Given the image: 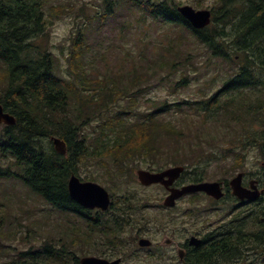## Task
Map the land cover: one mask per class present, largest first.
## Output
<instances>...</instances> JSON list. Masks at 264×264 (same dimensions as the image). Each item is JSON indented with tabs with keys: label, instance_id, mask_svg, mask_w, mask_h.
<instances>
[{
	"label": "trees",
	"instance_id": "1",
	"mask_svg": "<svg viewBox=\"0 0 264 264\" xmlns=\"http://www.w3.org/2000/svg\"><path fill=\"white\" fill-rule=\"evenodd\" d=\"M49 1L0 0V103L15 116L14 124L0 125V160L10 156L15 171L3 169L0 164V176L19 180L35 196L65 215L84 210L83 220L91 231L98 227L94 215L69 196V176L92 166L88 171L94 167L97 173L84 179L99 180L112 191L119 188L125 173L141 160L149 167L187 162L189 158L182 151L165 150L174 147L183 134L180 127L164 117L172 113V105L176 112L189 110L219 124L218 127L220 124L230 127L239 117L244 118L243 123L249 117L248 123L254 122L255 114L262 117L264 0H215L211 23L203 28H194L176 9L174 0H104L103 11L90 15L88 24L95 20L101 24L102 19L113 16L119 9L131 10L176 26L179 34L192 33L200 50L208 53L205 65L210 67L209 63H213L216 69L226 68L227 77L212 95L175 103L147 98L145 109H140L139 103L147 90L142 85H147L161 71L172 77L178 66L197 70V47L194 54L187 53L180 46L185 40L169 38L168 44L164 47L161 44L158 51L144 50L134 55L137 61H132V72L125 75L129 82L120 86L112 79L90 76L87 69L90 32L76 23L63 75L45 38L52 22L50 17L72 11L73 6L53 5ZM187 72L183 69L181 77L173 81L175 85H170L172 89L188 82ZM247 88H255L259 95L252 99L244 97ZM261 122L264 123V115ZM87 125L91 126L90 132L85 129ZM51 136L64 141L65 154L54 150ZM229 140L238 142L241 148L249 143L258 144L264 155V132L259 138L248 133ZM199 162L194 170L200 172H194L197 178H203ZM115 196L120 201L133 197L127 191ZM125 210L123 205L117 209L122 213ZM108 222L106 219L104 224L100 219L99 223L106 227ZM122 223L119 217L113 219L115 238ZM36 233L33 231L34 236ZM51 238H43L38 244L28 238L30 245L26 249L15 247V258L6 264H79L74 252L63 246L62 238ZM71 258L74 263H69Z\"/></svg>",
	"mask_w": 264,
	"mask_h": 264
},
{
	"label": "rangeland",
	"instance_id": "2",
	"mask_svg": "<svg viewBox=\"0 0 264 264\" xmlns=\"http://www.w3.org/2000/svg\"><path fill=\"white\" fill-rule=\"evenodd\" d=\"M103 1H49L53 5L69 6L70 4L73 6L72 11H61L50 17L52 22L47 29V38H45L48 48L57 58V63H59L63 75L68 62L65 56L70 57L72 48V38L70 37L75 24L78 23V27L83 30L85 27L86 32H90L89 36L91 38H87L91 43V51L87 57L89 62L87 69L90 76H100L105 81L112 79L120 86H123L125 81H127L126 83L129 82L128 77L125 75L126 72H132L130 68L132 61H137L136 58H133L134 55L141 54L144 50L148 52L158 51V49H161V44L163 47L168 44L169 38H177L179 42L185 40L180 43V46L187 53L194 54L197 47L198 56L195 63H197L198 69L195 70L192 66L186 68L178 66L172 77L167 75L165 71H161L160 74L152 77L147 85H142L147 90L143 92L144 97L139 99L140 109L148 107L146 104L147 98L175 103L211 95L221 87L224 78L227 77L226 68L216 69L213 63H209L210 67H207L205 60L208 58V53L205 54L204 51L200 50L190 32L179 34L176 26L157 21L149 16L143 17L139 13L125 9L114 11L115 14L107 19H102L101 24L96 20L90 21V24H88L87 18L90 15H94L96 11L98 13L103 11ZM174 2L178 5L189 4L195 9H212L216 6L215 0H174ZM211 61L213 62V60ZM183 69L188 71L186 73L188 82L174 90L171 88L172 84L175 85L173 81L181 77ZM234 94L239 98L241 97L238 92ZM243 94L244 97L247 95L250 99L259 95L255 88H247ZM170 110L172 113H166L164 117L180 127L183 134L178 143H174V147L165 150L182 151L188 158L192 157L190 162L187 161L190 169L196 166V162L200 161L197 166L203 169L202 174L205 180L231 178L239 170L246 173H256L264 179V175H261V172H264L262 170L263 155H261L258 145L249 143L245 148H241L238 142L229 140L230 137L243 136L248 133L257 136V138L262 136L264 123L261 122V118L264 111L262 117L260 114L254 115L255 121L251 126L247 122L243 123L244 118L239 117V120L232 122L230 127H226L224 124H220V127H218L219 124L209 122L204 116L189 113V110L176 112L173 105ZM249 118L247 119L248 122ZM90 125L85 128L88 132L91 131L92 125ZM248 138L250 139V137ZM231 149L238 150L241 157L235 156ZM223 154H227L230 158H224L221 161ZM5 158H9V160ZM8 163L11 164V167H6ZM145 163L146 161L141 160L139 167L144 168ZM234 163L237 165L232 166ZM0 164L3 169L15 171L14 160L8 155L0 160ZM164 164L161 163V168L174 165L172 162H168L167 165ZM221 164H231L226 173H222ZM90 167L79 170L77 172L79 177L84 179L90 174L97 173L94 167L88 171ZM135 171L136 168L133 166L130 172L125 173L119 188H113L114 193L119 194L127 191L133 197L149 196L150 205L144 209H139V211L149 218L160 217L162 216L161 212H164L169 218H163V225L171 227L173 221V219L170 220L171 213H167L154 205L160 193L162 198L165 192L159 187L142 188L136 180ZM1 176L0 264H6L15 258V247L26 249L30 245L28 238L35 244H38L43 238L53 237L52 240L62 238L64 240L63 246L68 248V251H73L76 258L84 255H98L102 251L108 252V250H105L104 237L96 234V231H91L87 222L82 218L72 213L65 215L63 212L53 209L49 203L32 194L19 180H15V178L7 179ZM96 182L105 186L108 191L112 189L99 180H96ZM91 214H94L93 210ZM144 221L146 220L142 219V222ZM27 226L31 227L26 229ZM127 230L124 229L121 232V236H124L125 241L126 235L131 236L125 233ZM33 231L37 232L35 236ZM118 237L120 238V234H118ZM127 241H130V238L127 237ZM68 261L74 263L72 258Z\"/></svg>",
	"mask_w": 264,
	"mask_h": 264
},
{
	"label": "flooded vegetation",
	"instance_id": "3",
	"mask_svg": "<svg viewBox=\"0 0 264 264\" xmlns=\"http://www.w3.org/2000/svg\"><path fill=\"white\" fill-rule=\"evenodd\" d=\"M230 166L221 164L222 173ZM187 167L184 165L183 171L167 186L139 184L142 188L159 187L165 192L162 198L160 193L154 205L171 213V227L163 225V218H169L164 212L160 217L149 218L139 211L150 205L149 196L120 201L111 194L107 209L92 208L93 221L98 226L94 230L104 237L108 250L93 256L117 261L116 264H264V179L256 173L239 170L231 178L205 180L197 178L194 170ZM144 169L163 170L149 166ZM237 175H240L239 187L233 184ZM201 182H216L215 194L189 191L165 204L171 191ZM122 205L126 208L124 213L117 211ZM83 211L76 215L83 219ZM115 217L123 222L118 227L120 238L117 234V239L113 234ZM100 219L103 223L107 219L108 226L100 225ZM124 229L131 235H126V241L121 236Z\"/></svg>",
	"mask_w": 264,
	"mask_h": 264
},
{
	"label": "water",
	"instance_id": "4",
	"mask_svg": "<svg viewBox=\"0 0 264 264\" xmlns=\"http://www.w3.org/2000/svg\"><path fill=\"white\" fill-rule=\"evenodd\" d=\"M177 10L191 23L194 28H202L210 21V11L207 9L195 10L190 5L179 6ZM12 124L15 122L13 115L4 112L0 104V123ZM51 140L56 152L64 154L66 152L65 143L56 136H51ZM182 166H175L167 168L160 172H152L149 170L138 169L136 171L138 180L142 184L161 183L164 186L170 184L179 173L182 171ZM240 175H237L233 180L234 185H238ZM216 182H201L195 185L184 186L178 191H171L170 195L166 197L165 204L172 201L174 196L180 195L189 191L203 190L210 194H215ZM67 188L69 195L73 200L84 207L107 209L110 204V196L108 191L100 184L93 181H81L76 175H70ZM238 193V192H236ZM117 261L109 262L105 259L94 256H84L80 258V264H116Z\"/></svg>",
	"mask_w": 264,
	"mask_h": 264
},
{
	"label": "bare ground",
	"instance_id": "5",
	"mask_svg": "<svg viewBox=\"0 0 264 264\" xmlns=\"http://www.w3.org/2000/svg\"><path fill=\"white\" fill-rule=\"evenodd\" d=\"M5 111H7V110H5ZM15 123V122H14ZM14 123H12V124H14Z\"/></svg>",
	"mask_w": 264,
	"mask_h": 264
}]
</instances>
